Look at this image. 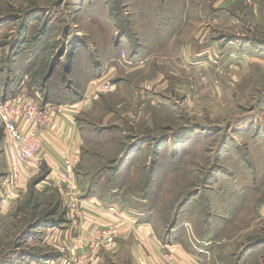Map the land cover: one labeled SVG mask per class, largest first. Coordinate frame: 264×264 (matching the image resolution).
Here are the masks:
<instances>
[{
	"label": "rangeland",
	"instance_id": "1",
	"mask_svg": "<svg viewBox=\"0 0 264 264\" xmlns=\"http://www.w3.org/2000/svg\"><path fill=\"white\" fill-rule=\"evenodd\" d=\"M3 19L0 67L20 32L30 92L63 102L90 89L78 193L120 197L134 223L120 234L133 241L100 251L102 264H133L155 240L145 233L174 262L165 236L181 223L190 242L214 246L195 247L203 258L190 264H264V0H0ZM7 173L0 128V181ZM49 176L45 166L0 189L17 199L0 200V264H94Z\"/></svg>",
	"mask_w": 264,
	"mask_h": 264
},
{
	"label": "built area",
	"instance_id": "2",
	"mask_svg": "<svg viewBox=\"0 0 264 264\" xmlns=\"http://www.w3.org/2000/svg\"><path fill=\"white\" fill-rule=\"evenodd\" d=\"M31 91L22 87L19 93L10 100H5L0 93V128L5 135L8 159V173L0 181V189L7 187L17 190L21 181L28 183L36 179L43 168L47 166L51 174H56L71 228L78 237V245L84 247L86 254L84 259L86 262H94V257L100 251L114 247L121 237V231L132 227L134 223L126 215H116L117 219L106 230L102 232L89 230L88 237L83 236L86 220L102 216L105 209L92 199L80 197L76 166L70 156L63 159L62 165H49L42 155L43 133L50 123L63 117L68 106L45 104L38 91ZM74 108V106H70V109ZM23 124H29L31 131L25 132L22 129ZM49 181L53 182L51 179ZM0 200H2V204H5L7 201H16L17 199L7 195L5 199L0 197ZM78 245L74 247L75 250ZM167 247L165 245L161 247V250L166 251Z\"/></svg>",
	"mask_w": 264,
	"mask_h": 264
},
{
	"label": "crops",
	"instance_id": "3",
	"mask_svg": "<svg viewBox=\"0 0 264 264\" xmlns=\"http://www.w3.org/2000/svg\"><path fill=\"white\" fill-rule=\"evenodd\" d=\"M6 21H4V19L0 20V33L4 32L7 29L8 25L10 24L9 20ZM32 45L34 46L35 43ZM5 46H8V50L6 51V55L7 54L8 55L6 59L7 60L11 59L12 64L11 67H9V69L8 67L7 68L0 67V93L3 95V97L6 100H10L14 98L19 92V90H16L18 86L16 81L18 79L24 80L20 88L26 87L24 85L26 82H28L29 76L28 74H25L24 76V74L20 71L21 68H23V65L26 66L25 64L27 63L33 64L32 63L33 59L31 57L30 51L26 52V54L21 56L20 51L23 49V47H26V45L24 43V37L22 36V34L20 36V32L17 33V38L14 41L10 40L9 43L5 44ZM1 50L2 49H0V52ZM1 56L2 55H0V58ZM137 58L138 55L132 56L130 57L131 61L130 60L129 61L134 63L137 60ZM130 65H132V63ZM22 74L24 76V79L22 77ZM17 75H19V77ZM65 94L66 97L63 99V102L62 101L57 102V100L53 97V95H51V93L48 94L47 92V94H44L43 97H42V93H40V97L45 104H55L65 107L68 106V110L63 115V117H60L54 122L50 123L47 129L45 130V133H43L42 136L43 139L42 155L46 158L49 165L51 164L62 165L63 159L69 156L71 157L74 163L78 164L82 156L83 145H84V136H83L84 132H83V128L81 127L82 120L79 117V115L83 110L86 109L87 105L89 104L88 97L90 95V89L88 90L86 89V91H83L81 96L80 95L76 97L70 96L71 94H73L72 91H67ZM70 106L71 107L74 106L75 108L72 110L70 109ZM22 129L25 132L31 131L29 124H23ZM49 178L52 179L54 183L53 185L59 188V182L56 178V174L52 173ZM89 198H92V200L100 203L103 206H104L103 203H105V205L109 207H116L117 210L115 211L116 213H114L112 216L103 214L101 217H97L95 219L92 218L87 219L84 224L83 236L85 237L89 235L90 229L99 232L104 231L110 222H114L117 219L116 215L120 216V214L123 213L121 208L119 207H122L121 204L125 202L121 200L120 197H119L120 203H117L116 201L115 203L111 202L112 204L109 202L102 203L93 196H90ZM126 202L129 203L128 200H126ZM184 226L185 225H183V223L176 225L171 231L172 233L165 236V238H170L169 240H172V242L171 241L170 242L173 243V245L177 244L175 247L170 249L174 254V262L167 261V263H165L164 260H162V252H161L160 244L163 240L158 241L159 238L155 236L156 234L153 235V233H149L148 236L145 233L144 234L145 237L150 238L152 236V238H154L155 240L148 239V241L144 243L145 244V248H143L144 254L143 253L139 254L138 252L139 250L137 251V249L134 248L135 250L133 251V255L135 257V261L133 262V264H144L145 262L146 263L149 262V259H150V264H190L191 263L190 257L203 258V256L200 255L201 251L197 252L196 248H198V250L213 251L214 246L212 243L203 244L204 242L206 243L207 239L211 237L202 239L204 241L202 243V246H199L198 244L195 245L194 243L190 242V240L188 239ZM135 234H136V230H135ZM119 240H120V244L123 245V244H128L130 241H133V238L125 234L122 235V237H120ZM127 240H129V242L124 243ZM169 246L172 245L170 244ZM124 252L125 250L122 251V254H124ZM141 255L145 258V261L141 258ZM102 262L103 259L97 256L96 260L94 261V264H99V263L102 264Z\"/></svg>",
	"mask_w": 264,
	"mask_h": 264
},
{
	"label": "trees",
	"instance_id": "4",
	"mask_svg": "<svg viewBox=\"0 0 264 264\" xmlns=\"http://www.w3.org/2000/svg\"><path fill=\"white\" fill-rule=\"evenodd\" d=\"M40 180H41V179H37L36 181H33V182L31 183L32 186L35 187V186H36L35 184H38Z\"/></svg>",
	"mask_w": 264,
	"mask_h": 264
}]
</instances>
